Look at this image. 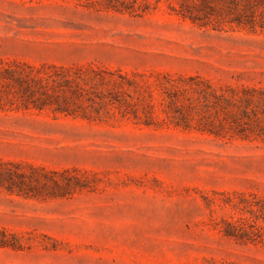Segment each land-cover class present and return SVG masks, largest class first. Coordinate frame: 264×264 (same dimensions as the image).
Listing matches in <instances>:
<instances>
[{
  "label": "rangeland",
  "instance_id": "obj_1",
  "mask_svg": "<svg viewBox=\"0 0 264 264\" xmlns=\"http://www.w3.org/2000/svg\"><path fill=\"white\" fill-rule=\"evenodd\" d=\"M242 4L0 0V264H264V9L250 28Z\"/></svg>",
  "mask_w": 264,
  "mask_h": 264
},
{
  "label": "trees",
  "instance_id": "obj_2",
  "mask_svg": "<svg viewBox=\"0 0 264 264\" xmlns=\"http://www.w3.org/2000/svg\"><path fill=\"white\" fill-rule=\"evenodd\" d=\"M243 2L242 7H244V10L249 12L250 15L247 17V20H241L240 16L237 17V19L235 20L237 24L239 25H247L250 28H255L257 27V21L255 19L256 17V12L258 9H264V0H241ZM262 24H260L261 28H264V26H261ZM82 70H75V71H70V70H63V77L61 78L63 83L66 85H70L72 83H75L76 81L80 80L82 82H88V80L92 81V78L89 76L88 78H85L83 76H81ZM74 73V75L72 74ZM2 77H9V78H13L16 80H20L21 84L24 85L25 89H28L32 86L36 85V82L39 81H45L46 77L41 76V73L39 71L36 72H25V73H20L17 70L14 69H7L5 70V74H1ZM123 79L122 82H115L114 80H111L110 82L112 84H115L116 86L120 87V88H124V87H134L135 84L133 83V81H131L129 78L127 77H123L121 78ZM248 101H252L251 99H247ZM34 171L36 169H33Z\"/></svg>",
  "mask_w": 264,
  "mask_h": 264
}]
</instances>
